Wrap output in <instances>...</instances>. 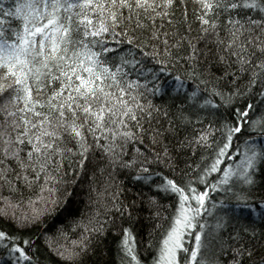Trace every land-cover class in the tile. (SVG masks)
I'll list each match as a JSON object with an SVG mask.
<instances>
[{
  "label": "snow or ice",
  "instance_id": "snow-or-ice-1",
  "mask_svg": "<svg viewBox=\"0 0 264 264\" xmlns=\"http://www.w3.org/2000/svg\"><path fill=\"white\" fill-rule=\"evenodd\" d=\"M173 149L200 155L181 167ZM92 157L104 184L61 243L41 225ZM137 203L154 218L142 238L123 221ZM257 222L264 0H0V264H42L40 240L82 264L109 224L118 264H264V241L245 242Z\"/></svg>",
  "mask_w": 264,
  "mask_h": 264
},
{
  "label": "trees",
  "instance_id": "trees-1",
  "mask_svg": "<svg viewBox=\"0 0 264 264\" xmlns=\"http://www.w3.org/2000/svg\"><path fill=\"white\" fill-rule=\"evenodd\" d=\"M215 71V67L213 68ZM254 103H259V101H254ZM162 123L164 121H161ZM176 141L173 139V144ZM173 155L177 157V162L183 164L187 162V159H191L195 162L200 155L197 151L194 155L191 154V150H181L179 152L173 149ZM101 161L96 157H92L87 163L85 169L83 170V175L81 177H74L69 173V178L75 179L77 182L72 186L73 193L71 198L68 200L67 204L59 209L55 214L45 218L44 223L41 225V230L44 233H48L59 240V242H66L63 237H56L57 230L66 232L67 241H71L75 237L80 235V228H73L72 223L75 220H79L81 217H88L90 215V208L94 206L96 201V196L93 191L90 190L89 185L93 184L95 186H103L104 181L100 177L98 172L95 173V179L93 180V173L95 169L100 167ZM117 180L122 182V187L125 189L121 193L120 199L129 204H132L133 199L137 197V190L139 185H134L126 175L122 173H113ZM111 183V181H109ZM110 191H115V186L113 185ZM210 197L214 199L220 198V193H210ZM161 204L167 205L171 202V198L167 195L161 194ZM91 201V202H90ZM228 201L225 200V206L228 205ZM166 210V209H165ZM110 215H119L116 213H109ZM210 223H214L211 216L206 217ZM123 221L134 225L136 231L142 238L145 233H147L153 226L154 218L150 216L149 209L146 205L137 203L132 212V219L129 220L127 216L123 217ZM115 223L118 225L121 223L120 219H117ZM248 226L244 224L243 221H229L228 230H237L238 227ZM251 227L257 230L256 236L248 241L245 238L246 243H253L254 246H259V241H264V223H255ZM112 225L107 226V230L102 237H98L93 241L92 248L88 251L82 259V264H118L117 257V234L112 230ZM227 234V233H226ZM213 243L215 241L213 240ZM38 250L36 255L40 258L42 264H62L60 259L55 255L54 252L50 251L44 244L42 240L37 241Z\"/></svg>",
  "mask_w": 264,
  "mask_h": 264
}]
</instances>
